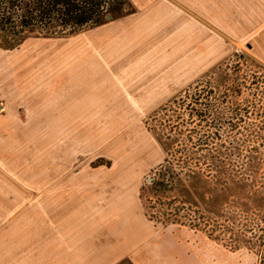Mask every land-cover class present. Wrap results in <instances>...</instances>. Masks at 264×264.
Returning <instances> with one entry per match:
<instances>
[{
	"label": "rangeland",
	"instance_id": "1",
	"mask_svg": "<svg viewBox=\"0 0 264 264\" xmlns=\"http://www.w3.org/2000/svg\"><path fill=\"white\" fill-rule=\"evenodd\" d=\"M89 30L28 31L13 48L0 37V264H260L264 61L245 46L203 73L175 60L154 82L109 75L93 86L80 58ZM209 89L212 125L190 116ZM55 94L56 123L24 122ZM6 101L22 105L20 118Z\"/></svg>",
	"mask_w": 264,
	"mask_h": 264
},
{
	"label": "crops",
	"instance_id": "2",
	"mask_svg": "<svg viewBox=\"0 0 264 264\" xmlns=\"http://www.w3.org/2000/svg\"><path fill=\"white\" fill-rule=\"evenodd\" d=\"M88 29L93 33L84 39L80 58L85 82L93 86L102 85L109 75L137 76L138 85L154 82L158 75L174 74L175 60L182 61L180 72L187 71L191 61L203 73L245 46L264 61V0H127L125 15ZM102 91L92 87L83 98L99 97L93 92ZM47 98L32 105L30 120L24 122L56 123V94ZM144 101L141 106H157ZM6 102V116L16 112L20 118L22 105ZM18 158L15 154V161ZM6 162L14 163L13 158Z\"/></svg>",
	"mask_w": 264,
	"mask_h": 264
},
{
	"label": "trees",
	"instance_id": "3",
	"mask_svg": "<svg viewBox=\"0 0 264 264\" xmlns=\"http://www.w3.org/2000/svg\"><path fill=\"white\" fill-rule=\"evenodd\" d=\"M126 6L127 0H0V37L8 47L13 48L22 43L28 31L39 30L51 34H73L109 20L108 15H111V19L125 15ZM254 84H257V82H254ZM233 87L236 94L240 95L241 88ZM229 90L230 88L226 87L223 91L220 100L222 103L229 100ZM214 96L215 91L213 89L207 90L205 94H199L196 104L202 105L203 108L201 110L191 109L190 116L195 115L198 117L199 122L212 125L210 121L208 124V120L214 121V111L218 109L213 102ZM201 99L204 101H198ZM262 107L264 108V106ZM244 110L245 116H248L249 108ZM260 117H262L261 128L264 129V111L260 113ZM218 118L221 119V117ZM236 119L237 122L231 125L232 129L239 127V123L244 122V115H237ZM224 123L231 124L232 121L231 119L224 120ZM219 132L220 129L214 134L218 140L222 141ZM204 136H206L203 139L204 145L207 146L210 139H213L211 142L214 144V136L209 134ZM222 144L224 143H220V145ZM212 157L218 162H225V158L219 155H211L210 158ZM194 160L199 165L198 159ZM205 164L211 168V162L205 161ZM152 185L156 188L164 187L160 180H153ZM261 263L264 264V258L260 260Z\"/></svg>",
	"mask_w": 264,
	"mask_h": 264
},
{
	"label": "water",
	"instance_id": "4",
	"mask_svg": "<svg viewBox=\"0 0 264 264\" xmlns=\"http://www.w3.org/2000/svg\"><path fill=\"white\" fill-rule=\"evenodd\" d=\"M111 16H109V18H110Z\"/></svg>",
	"mask_w": 264,
	"mask_h": 264
}]
</instances>
